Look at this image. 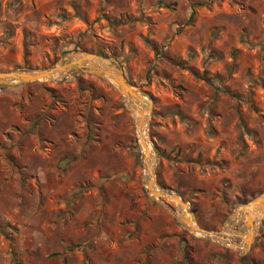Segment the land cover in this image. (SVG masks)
I'll list each match as a JSON object with an SVG mask.
<instances>
[{
  "label": "rangeland",
  "instance_id": "374dc122",
  "mask_svg": "<svg viewBox=\"0 0 264 264\" xmlns=\"http://www.w3.org/2000/svg\"><path fill=\"white\" fill-rule=\"evenodd\" d=\"M75 50L114 59L153 103L157 184L199 225L242 243L231 230L246 217L233 214L264 191V0H0V70H40ZM143 151L134 113L105 78L0 83V264L33 249V236L79 229L62 222L63 204L58 225L22 216L20 199L57 182L75 213L100 204L102 234L123 253L132 246L137 264H264V217L247 252L191 231L174 200L149 193ZM129 232L148 242H127Z\"/></svg>",
  "mask_w": 264,
  "mask_h": 264
},
{
  "label": "crops",
  "instance_id": "0c3cea01",
  "mask_svg": "<svg viewBox=\"0 0 264 264\" xmlns=\"http://www.w3.org/2000/svg\"><path fill=\"white\" fill-rule=\"evenodd\" d=\"M100 157L99 154H97ZM99 167L101 166L98 164ZM70 191L68 186L63 187L60 182L53 186H43L33 189L29 192V197L20 199L19 206H27L25 213L22 216L30 223L35 225L51 226L58 223L53 220H58L57 213L59 205L63 204L67 211L66 217L62 218V222L69 223L68 226H78L75 231L65 238L49 233L48 236H42L39 240L38 236H33L30 240H34V247L27 250H19L18 253L10 252L8 254V264H16L14 257H19L24 260L25 264H137L139 263V255L136 250L133 251L132 246L128 247L125 253L118 247V242L114 241L112 236L102 234L105 230V218L100 215V204L93 200H88L81 205V208L75 213V203L64 199L63 195ZM43 194H48L43 196ZM56 195V197H55ZM26 200L31 205H26ZM24 203V204H23ZM34 211L31 214L30 211ZM49 211L45 214L43 211ZM65 210V211H66ZM40 214H36L39 212ZM42 212V214H41ZM94 226L93 233L89 235L81 234L80 229L84 230L87 227ZM127 242L142 241V247L146 245L147 240H141L137 234L131 232L125 235ZM144 239V236L142 235ZM35 248V249H34ZM20 264V263H17Z\"/></svg>",
  "mask_w": 264,
  "mask_h": 264
},
{
  "label": "water",
  "instance_id": "95a60500",
  "mask_svg": "<svg viewBox=\"0 0 264 264\" xmlns=\"http://www.w3.org/2000/svg\"><path fill=\"white\" fill-rule=\"evenodd\" d=\"M95 75L107 79L114 83L116 88L122 93L127 101L128 107L133 112L131 105L136 101L138 103L148 102L147 114L141 115L137 120L138 128L149 123L150 115L153 111V103L147 99L134 85L130 83L123 68L114 59L106 58L92 51L75 50L70 52L65 58L40 70L9 69L0 70V83L12 85L17 83H27L43 79L57 80L73 73ZM115 80V81H113ZM134 113V112H133ZM143 147L144 167L147 173V187L149 193L155 198H164L174 200L179 209L177 218L181 225L193 232L201 233L216 239L226 240L227 242L233 237L224 235L223 232L213 231L205 226L199 225L195 220V214L190 209L187 201L181 195L172 189L161 187L157 184V156L153 152V147L149 146L150 139L140 137ZM255 209L250 211L249 209ZM237 213L245 215L246 219L241 229L231 230L237 234L245 236L242 243L234 241L235 247L247 252L251 249L258 231V222L264 217V191L254 197L248 203L243 204L233 216ZM260 216H263L260 218Z\"/></svg>",
  "mask_w": 264,
  "mask_h": 264
},
{
  "label": "bare ground",
  "instance_id": "6f19581e",
  "mask_svg": "<svg viewBox=\"0 0 264 264\" xmlns=\"http://www.w3.org/2000/svg\"><path fill=\"white\" fill-rule=\"evenodd\" d=\"M113 81H115V80H113ZM147 105H148V102H146V101L142 102V103H138V102L135 101L131 105V108L133 109L135 118L137 120H139L141 115H143L144 113L147 114V111H146L147 110ZM146 128H148L147 125L143 126L140 129L138 128V130H139L140 137H144L145 139L148 140L149 138H148V134H147V129ZM149 146L152 147L151 142L149 143ZM251 210L255 211V209L250 208L249 211H247V212L249 213ZM261 217H263V216H260V218ZM229 231H230V229H229ZM231 234H233V233H231ZM224 235H226V236H228L230 238L232 237L231 235H229L228 230H226V232H224ZM229 243L232 244L233 246H235L233 239H230Z\"/></svg>",
  "mask_w": 264,
  "mask_h": 264
}]
</instances>
